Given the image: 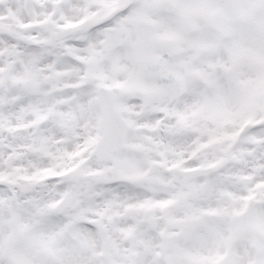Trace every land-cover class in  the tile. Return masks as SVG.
<instances>
[{"label":"snow or ice","instance_id":"1","mask_svg":"<svg viewBox=\"0 0 264 264\" xmlns=\"http://www.w3.org/2000/svg\"><path fill=\"white\" fill-rule=\"evenodd\" d=\"M0 264H264V0H0Z\"/></svg>","mask_w":264,"mask_h":264}]
</instances>
